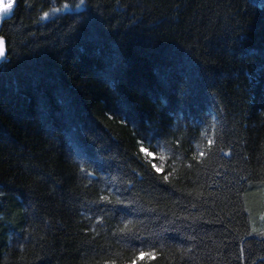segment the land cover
<instances>
[{"label": "trees", "instance_id": "obj_1", "mask_svg": "<svg viewBox=\"0 0 264 264\" xmlns=\"http://www.w3.org/2000/svg\"><path fill=\"white\" fill-rule=\"evenodd\" d=\"M78 2L0 24V264H264V0Z\"/></svg>", "mask_w": 264, "mask_h": 264}, {"label": "snow or ice", "instance_id": "obj_2", "mask_svg": "<svg viewBox=\"0 0 264 264\" xmlns=\"http://www.w3.org/2000/svg\"><path fill=\"white\" fill-rule=\"evenodd\" d=\"M85 4V0H79V2L75 5L76 8H80L82 5ZM70 5L68 3H65L63 5L64 9H68ZM16 10V0H3V8L0 10V24H3L4 21H7L11 19L12 14ZM55 12H59L60 9L56 8L54 9ZM50 17V13L47 11H44L42 13L43 19H48ZM6 57V48H5V36L0 35V59H3ZM213 144V140H208V145L211 146ZM139 152L146 157H152L153 159H159L163 160L165 157H155L154 152L150 151L149 149L145 147H140ZM200 156L203 157L204 153L201 152ZM151 169L159 176H162V179L165 183H170V176L171 172H169L166 168L159 167L157 163L153 162L151 163ZM4 196V192L0 191V197ZM100 201L106 202L108 204H111L112 201L108 199L105 196L100 197ZM116 204H124V201L117 198ZM115 211V209H113ZM260 220L264 221V213L260 215ZM128 229V225L126 224L124 228L121 229V232H125ZM253 232H256L255 226H253L252 229ZM261 234L264 235V229H261ZM154 247V245H153ZM159 259L158 254L155 251H140L135 256V259L131 260L129 264H142L144 261H148V264H152L153 261H156ZM261 259H264L262 257ZM106 264H116L115 261H108ZM253 264H255V261H253Z\"/></svg>", "mask_w": 264, "mask_h": 264}, {"label": "clouds", "instance_id": "obj_3", "mask_svg": "<svg viewBox=\"0 0 264 264\" xmlns=\"http://www.w3.org/2000/svg\"><path fill=\"white\" fill-rule=\"evenodd\" d=\"M3 8V0H0V10Z\"/></svg>", "mask_w": 264, "mask_h": 264}, {"label": "water", "instance_id": "obj_4", "mask_svg": "<svg viewBox=\"0 0 264 264\" xmlns=\"http://www.w3.org/2000/svg\"><path fill=\"white\" fill-rule=\"evenodd\" d=\"M3 60H4V58H3V59H0V63H1Z\"/></svg>", "mask_w": 264, "mask_h": 264}]
</instances>
